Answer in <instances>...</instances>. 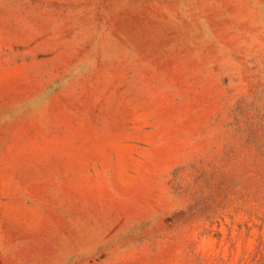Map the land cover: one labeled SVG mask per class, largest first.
Segmentation results:
<instances>
[{
	"label": "rangeland",
	"instance_id": "rangeland-1",
	"mask_svg": "<svg viewBox=\"0 0 264 264\" xmlns=\"http://www.w3.org/2000/svg\"><path fill=\"white\" fill-rule=\"evenodd\" d=\"M0 264H264V0H0Z\"/></svg>",
	"mask_w": 264,
	"mask_h": 264
}]
</instances>
